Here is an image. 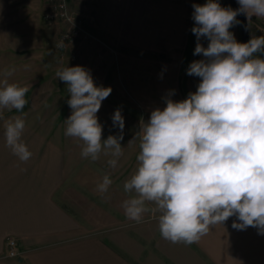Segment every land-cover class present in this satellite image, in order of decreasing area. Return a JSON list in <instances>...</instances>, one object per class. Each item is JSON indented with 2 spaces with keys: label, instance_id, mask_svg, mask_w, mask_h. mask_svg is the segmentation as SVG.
I'll return each instance as SVG.
<instances>
[{
  "label": "rangeland",
  "instance_id": "rangeland-1",
  "mask_svg": "<svg viewBox=\"0 0 264 264\" xmlns=\"http://www.w3.org/2000/svg\"><path fill=\"white\" fill-rule=\"evenodd\" d=\"M207 2L0 0V56L10 62L6 70L15 69L14 75L8 76L9 83L29 87L22 112L3 111L0 134L5 133L6 119L21 116L25 120L22 137H43L53 142L61 151L69 179L58 197L79 217L82 237H101L133 264H264V239L256 240V236L264 235L254 227L232 228L234 221L240 222L236 216L222 225L211 226L196 243L174 244L160 234L162 213L154 202H146L149 211L139 223L128 219L122 206L134 195L125 192L124 183L138 167L141 125L149 121L152 111L163 110L168 99H187L201 82L200 77L188 75L187 70L193 61L205 59L202 54L194 55L197 37L191 29L195 26L193 5ZM216 2L230 7L226 0ZM58 5L64 6L67 17L52 16ZM185 14L190 44L185 49L170 48L167 41L171 32L167 26L181 24ZM236 21L239 23L229 31L241 43L237 16ZM249 26L251 39L264 36V17H252ZM68 34L73 35L64 39ZM61 43L63 46L58 47ZM199 43L206 48L209 41L201 37ZM254 55L264 59V55ZM74 66L88 70L96 86L112 89L96 114L102 125V140L121 134L112 120L117 109L124 118L120 141L123 155L115 168L108 164L113 158L110 155L102 153L96 161L83 158V142L65 135L64 121L72 113L67 103L70 93L55 73ZM13 76L21 79L10 80ZM105 175L112 184L101 194L97 185ZM244 233L255 239L239 240Z\"/></svg>",
  "mask_w": 264,
  "mask_h": 264
},
{
  "label": "clouds",
  "instance_id": "clouds-1",
  "mask_svg": "<svg viewBox=\"0 0 264 264\" xmlns=\"http://www.w3.org/2000/svg\"><path fill=\"white\" fill-rule=\"evenodd\" d=\"M237 2L236 10L216 0L193 5L194 55L205 59L193 61L187 74L201 82L187 99H168L163 110L152 111L141 125L138 167L124 183L125 192L134 193L123 202L125 216L139 223L149 211L146 202H154L162 213L160 234L174 244L196 243L211 226L232 216L240 221L232 228L254 227L264 235V59L254 55H264V36L239 43L229 31L239 23L238 14L249 23L252 17H264V0ZM201 37L209 41L206 48L199 43ZM14 71L6 70L0 78V119L5 109L22 112L27 104L29 87L7 79ZM55 75L70 93L72 113L64 121L65 135L83 142V158L96 161L102 153L110 155L108 164L115 168L123 155L124 118L117 109L112 120L121 134L102 140L96 115L112 89L96 86L82 66L58 69ZM4 128L6 145L21 161H28L32 153L21 139L25 120L9 117ZM111 184L105 175L97 191L104 194Z\"/></svg>",
  "mask_w": 264,
  "mask_h": 264
},
{
  "label": "crops",
  "instance_id": "crops-1",
  "mask_svg": "<svg viewBox=\"0 0 264 264\" xmlns=\"http://www.w3.org/2000/svg\"><path fill=\"white\" fill-rule=\"evenodd\" d=\"M185 18L187 14L181 16V24L167 26L170 48L185 49L190 44ZM9 63L0 56V78ZM21 139L32 153L26 162L6 145L5 133L0 134V264H133L101 237H82L79 217L58 197L69 179L54 143L29 135ZM251 237L244 233L238 239H255ZM260 237L256 240L264 239ZM10 238L20 250L17 258L6 256Z\"/></svg>",
  "mask_w": 264,
  "mask_h": 264
},
{
  "label": "built area",
  "instance_id": "built-area-1",
  "mask_svg": "<svg viewBox=\"0 0 264 264\" xmlns=\"http://www.w3.org/2000/svg\"><path fill=\"white\" fill-rule=\"evenodd\" d=\"M63 10H64V6H60V7H59V5L56 6L55 11L52 14V16L54 17L55 15L61 14L62 17H67V14ZM73 32L77 33V30H75ZM72 35L73 34H68L64 37V39L70 38V36H72ZM7 256L12 257V258H17V257L21 256L20 251L17 248V242L15 239L10 238L7 241Z\"/></svg>",
  "mask_w": 264,
  "mask_h": 264
},
{
  "label": "water",
  "instance_id": "water-1",
  "mask_svg": "<svg viewBox=\"0 0 264 264\" xmlns=\"http://www.w3.org/2000/svg\"><path fill=\"white\" fill-rule=\"evenodd\" d=\"M226 1L233 10H236L240 7L237 0H226ZM237 18L239 19L241 26V43H247L251 39V34H250V29L246 31L244 25H247L249 21L247 20L244 14H238Z\"/></svg>",
  "mask_w": 264,
  "mask_h": 264
}]
</instances>
